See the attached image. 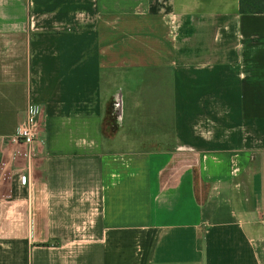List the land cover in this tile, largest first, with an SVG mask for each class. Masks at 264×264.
<instances>
[{
    "label": "crops",
    "instance_id": "0c3cea01",
    "mask_svg": "<svg viewBox=\"0 0 264 264\" xmlns=\"http://www.w3.org/2000/svg\"><path fill=\"white\" fill-rule=\"evenodd\" d=\"M263 212L264 13L0 0V264H264Z\"/></svg>",
    "mask_w": 264,
    "mask_h": 264
},
{
    "label": "built area",
    "instance_id": "2783aa9c",
    "mask_svg": "<svg viewBox=\"0 0 264 264\" xmlns=\"http://www.w3.org/2000/svg\"><path fill=\"white\" fill-rule=\"evenodd\" d=\"M40 107L39 102L31 101L25 109L24 115L17 127L15 133L9 138L11 143L31 144L38 138L40 125L38 122L37 112ZM14 160L15 158L12 157ZM22 184H28V177L21 179ZM264 221V212L262 214Z\"/></svg>",
    "mask_w": 264,
    "mask_h": 264
},
{
    "label": "trees",
    "instance_id": "16d2710c",
    "mask_svg": "<svg viewBox=\"0 0 264 264\" xmlns=\"http://www.w3.org/2000/svg\"><path fill=\"white\" fill-rule=\"evenodd\" d=\"M240 13H264V0H238Z\"/></svg>",
    "mask_w": 264,
    "mask_h": 264
}]
</instances>
